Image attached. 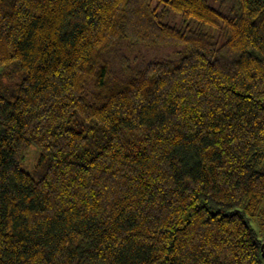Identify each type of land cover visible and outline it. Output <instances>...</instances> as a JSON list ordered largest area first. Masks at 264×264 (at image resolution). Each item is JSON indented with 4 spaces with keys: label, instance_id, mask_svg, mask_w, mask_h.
Listing matches in <instances>:
<instances>
[{
    "label": "trees",
    "instance_id": "1",
    "mask_svg": "<svg viewBox=\"0 0 264 264\" xmlns=\"http://www.w3.org/2000/svg\"><path fill=\"white\" fill-rule=\"evenodd\" d=\"M263 203L264 0H0V264H264Z\"/></svg>",
    "mask_w": 264,
    "mask_h": 264
},
{
    "label": "rangeland",
    "instance_id": "2",
    "mask_svg": "<svg viewBox=\"0 0 264 264\" xmlns=\"http://www.w3.org/2000/svg\"><path fill=\"white\" fill-rule=\"evenodd\" d=\"M214 6L218 7L219 3H217L216 5L214 4ZM229 7L230 6H226V8L224 9L226 13L228 12ZM165 22H167L170 25H174L176 27H182V21L180 17L175 15H168L167 17L165 16ZM177 51H179V49L161 48V49L152 50V49L140 48L134 54L135 56L137 55V57L139 58L143 57L146 61H150L155 58L160 59L167 56H173ZM33 150L35 149L34 148L31 149L26 160L22 164V169L27 172L34 167L37 161L38 153ZM261 209L264 210V203L262 204ZM252 227L254 228L259 240L264 241V227L261 226L260 218L252 222Z\"/></svg>",
    "mask_w": 264,
    "mask_h": 264
}]
</instances>
